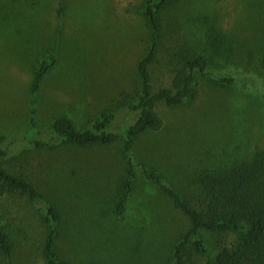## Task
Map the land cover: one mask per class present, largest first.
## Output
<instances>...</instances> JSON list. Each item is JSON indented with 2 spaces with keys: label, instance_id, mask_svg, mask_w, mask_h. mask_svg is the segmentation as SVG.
Listing matches in <instances>:
<instances>
[{
  "label": "rangeland",
  "instance_id": "obj_1",
  "mask_svg": "<svg viewBox=\"0 0 264 264\" xmlns=\"http://www.w3.org/2000/svg\"><path fill=\"white\" fill-rule=\"evenodd\" d=\"M145 0H0V135L7 138L0 163L34 182L61 211L58 250L82 264H167L188 220L139 169L138 192L128 215L113 204L126 174L124 122L119 95L139 84L138 62L147 54ZM61 11V13H60ZM164 38L153 67L155 88L168 85L184 58L207 56L210 73H228L231 85L199 79V96L181 107L157 106L160 132L140 137L137 160L155 166L165 182L189 200L200 197L203 176L264 152V0H180L162 17ZM56 67L36 97L32 83L44 55ZM231 69H229L228 65ZM34 118L40 142L29 136ZM107 111L118 112L115 143L77 147L52 132L63 116L90 126ZM136 160V162H137ZM45 205L7 196L0 201L13 257L0 264H46ZM212 256L232 235H210ZM207 257L195 255L194 264Z\"/></svg>",
  "mask_w": 264,
  "mask_h": 264
},
{
  "label": "trees",
  "instance_id": "obj_2",
  "mask_svg": "<svg viewBox=\"0 0 264 264\" xmlns=\"http://www.w3.org/2000/svg\"><path fill=\"white\" fill-rule=\"evenodd\" d=\"M179 1L145 0L142 6L149 28L148 52L136 66L139 84L132 91H124L119 95L118 111L134 118L131 122L125 121L123 126L126 131L123 147L126 174L119 184L113 204L114 212L118 218L128 215L131 201L138 192L140 169L145 179L189 223L188 228L176 237L167 264H194L195 255L207 257L206 264H264V152L251 160L235 161L205 174L201 179L203 185L200 197L194 198L193 202L181 191L169 186L155 166L137 160L134 153L140 137L163 129L164 121L157 112L159 104L172 108L185 106L198 98L200 78H209L216 85H231L236 80L235 74L240 71L236 67L233 76L228 73L215 76L210 73L211 63L207 56L193 54L185 57L182 65L174 70L168 85L155 88L152 70L158 62L164 38L162 17L169 7ZM56 64L52 53L43 56L32 83L34 97ZM230 66L233 65H228L229 69ZM34 112L35 109L29 121L31 127L28 133L41 148L46 144L37 140L41 132L37 128ZM117 118L118 112L107 111L100 114L90 126L80 127L70 117L63 116L53 122L52 132L64 144L77 147L108 146L118 139L113 127ZM6 144L7 138L0 135L2 156L8 155L3 150ZM45 193L34 182L9 172L0 163V201L7 196H16L26 198L36 207L46 206L42 216L47 226L43 242L46 264H82L60 254L58 240L64 217ZM210 235H232L234 241L230 245L219 244L213 257ZM13 250V242L0 212V251L11 259Z\"/></svg>",
  "mask_w": 264,
  "mask_h": 264
}]
</instances>
